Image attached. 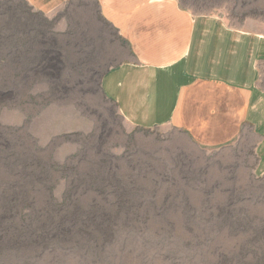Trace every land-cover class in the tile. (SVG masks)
Masks as SVG:
<instances>
[{"label": "rangeland", "instance_id": "1", "mask_svg": "<svg viewBox=\"0 0 264 264\" xmlns=\"http://www.w3.org/2000/svg\"><path fill=\"white\" fill-rule=\"evenodd\" d=\"M178 1L264 34V0ZM47 10L0 0V264H264L255 137L130 125L102 90L128 45L94 0Z\"/></svg>", "mask_w": 264, "mask_h": 264}, {"label": "crops", "instance_id": "2", "mask_svg": "<svg viewBox=\"0 0 264 264\" xmlns=\"http://www.w3.org/2000/svg\"><path fill=\"white\" fill-rule=\"evenodd\" d=\"M264 39L108 72L105 76L213 147L255 137L264 177Z\"/></svg>", "mask_w": 264, "mask_h": 264}, {"label": "bare ground", "instance_id": "3", "mask_svg": "<svg viewBox=\"0 0 264 264\" xmlns=\"http://www.w3.org/2000/svg\"><path fill=\"white\" fill-rule=\"evenodd\" d=\"M53 1L31 0L46 12ZM94 1L130 52L129 61L110 72L264 39V34L230 28L219 17L193 15L178 0ZM102 90L130 125L141 129L171 126L197 146L215 148L107 76Z\"/></svg>", "mask_w": 264, "mask_h": 264}]
</instances>
